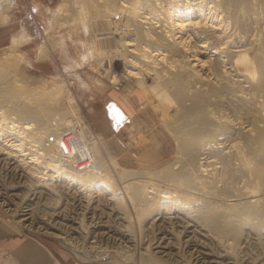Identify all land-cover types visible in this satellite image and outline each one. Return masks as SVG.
Returning a JSON list of instances; mask_svg holds the SVG:
<instances>
[{"label":"bare ground","instance_id":"6f19581e","mask_svg":"<svg viewBox=\"0 0 264 264\" xmlns=\"http://www.w3.org/2000/svg\"><path fill=\"white\" fill-rule=\"evenodd\" d=\"M79 8L103 88L113 87L110 97L129 113L144 97L174 151L153 169L121 166L96 149L100 136L80 121L68 85H24L31 92L17 97L21 86L10 79L19 52L4 51L0 159L15 182H0V196L19 198L15 222H43L86 261L115 259L88 239L84 221L91 220L99 236L129 241L134 225L150 233L138 251L117 252L122 264L134 255L138 264H190L180 243L194 248L193 264H260L264 255L248 246L264 241V0H79ZM41 196L55 200L39 204ZM103 198L106 214L98 208ZM67 204L84 212L63 225L50 219L65 215ZM112 211L125 223L111 224ZM226 234L231 240L221 246Z\"/></svg>","mask_w":264,"mask_h":264},{"label":"rangeland","instance_id":"374dc122","mask_svg":"<svg viewBox=\"0 0 264 264\" xmlns=\"http://www.w3.org/2000/svg\"><path fill=\"white\" fill-rule=\"evenodd\" d=\"M66 1L67 5L64 7L62 5L64 4L63 0H17L13 7H11L10 17L0 22V55L7 50L14 53L19 52L18 57L20 60L17 62L18 70L15 74L11 75L10 82L14 85L21 86V91H16L14 94L20 98L30 93L31 91L29 90L22 91L24 90V85L30 86L37 84L46 86L52 83H57L62 86L65 84L68 85L70 92L79 103L82 115V120L80 121H84L87 127L92 129L93 133L98 137L100 136V142L96 144V149L99 151L103 149L106 157L110 156L114 158L121 166L123 165L126 168L134 170L156 168L157 161L155 160H159V163L167 160L171 155L167 152L169 151L168 149L172 152L174 151V147L172 146L173 142L163 139V124L160 122L161 120L157 119V114L152 108L147 103L145 105L144 97L140 100L141 103L133 102L132 112L129 113L116 99L110 97V91L113 90V87L105 86L103 88L101 84L103 77L99 76L98 70L91 69L94 66V61H91L93 52L89 49V46H91V34L83 30L85 20L84 11L79 8V0ZM73 8H76V15L72 13ZM48 46L51 48L49 49ZM40 48L43 50L37 56V51ZM88 62L91 64L89 65ZM99 77L101 82L98 80ZM5 85L6 83L0 79V86ZM13 96L15 97V95ZM17 97H15V100ZM6 102V100L0 99V104H5ZM111 102H115L124 113V117L120 118L122 120L121 123L118 121L115 111L108 108ZM52 115L57 116V112H53ZM153 133L154 135H152ZM114 135H118V138L114 137ZM152 137L155 139L153 140ZM156 149L159 150V154H155ZM3 150L1 149V151ZM0 182L5 185L15 182V175L6 167L1 159ZM94 194L96 193L94 192ZM2 200L3 203H1ZM17 200L19 198L16 196L8 197V199L0 196V228L5 227L8 234L12 237L18 235L33 237L52 254L53 258L56 257L64 263L122 264L118 259L122 255L124 256V254L117 255V252L127 253L130 251V248L138 251L140 246L143 245V241L150 234L144 230L140 232V229L134 225L129 241L126 238L123 239V237L119 238L118 233L114 234L116 238L112 236L106 237V235L99 236L97 233V231L99 232V228H95L96 223L91 225L93 223L90 222L91 220H85V224L89 226L90 230L92 229V233L88 235V239H96V243L105 245L115 257V259L111 260L107 258L109 261L102 258L87 259L86 261L81 259L62 239L44 231L42 227L43 222L35 223L33 226H22L15 222L17 218L21 217L13 208ZM37 200H39L37 203L40 204L46 203L48 200L52 202L55 198L41 196ZM6 201H9L10 204L6 203ZM59 201H65V196L61 195ZM77 206V204H67L65 215L61 214L60 217L55 216L54 218L50 217V219L61 225L68 223L70 222L68 218H72V216L80 217L82 215L81 212H84V210L77 209ZM98 208L104 211L105 214L111 211L110 205H107L106 199L104 198L101 200ZM89 209L85 211L87 214L91 210ZM111 213V218L113 217L112 221H110L111 224H119L121 226L122 219L119 218L118 221L117 213L113 211ZM44 216L47 217L46 214ZM123 223H125L124 220ZM65 229L67 228L65 227ZM49 230L57 231L53 228ZM93 230L96 231V235H93L95 233ZM229 235H223V238L220 239L221 246L231 240ZM7 238H9V235ZM81 238L83 236L75 237L74 240H77L76 242L79 244L82 241ZM262 239L264 240V238ZM199 241L197 236V242ZM3 242L4 239L2 237L0 238V264H4V259L11 258H15L17 264H20L12 250L6 247ZM253 244L251 243L248 249L256 255H264V241ZM178 247L185 255H183V258H190L187 261L193 264V256H190L189 253L194 248L185 246L183 243H180ZM132 260H134L133 264H138L137 255H134ZM126 261H123V264L129 263ZM169 261H172V259H169ZM175 261L173 260L172 262H180ZM260 264H264V261Z\"/></svg>","mask_w":264,"mask_h":264},{"label":"crops","instance_id":"0c3cea01","mask_svg":"<svg viewBox=\"0 0 264 264\" xmlns=\"http://www.w3.org/2000/svg\"><path fill=\"white\" fill-rule=\"evenodd\" d=\"M9 235V238L7 236ZM3 244L12 250L20 264H68L59 261L56 257L30 236H10L5 227L0 228V238Z\"/></svg>","mask_w":264,"mask_h":264},{"label":"water","instance_id":"95a60500","mask_svg":"<svg viewBox=\"0 0 264 264\" xmlns=\"http://www.w3.org/2000/svg\"><path fill=\"white\" fill-rule=\"evenodd\" d=\"M108 108L113 109L115 111V115H116L118 121L121 123L122 120L120 118L124 117V113L119 108V106L115 102H111L110 105L108 106Z\"/></svg>","mask_w":264,"mask_h":264},{"label":"built area","instance_id":"2783aa9c","mask_svg":"<svg viewBox=\"0 0 264 264\" xmlns=\"http://www.w3.org/2000/svg\"><path fill=\"white\" fill-rule=\"evenodd\" d=\"M16 3V0H0V13L4 11L7 5H13ZM63 138V134L61 136Z\"/></svg>","mask_w":264,"mask_h":264}]
</instances>
